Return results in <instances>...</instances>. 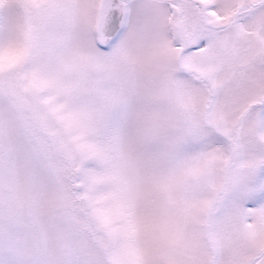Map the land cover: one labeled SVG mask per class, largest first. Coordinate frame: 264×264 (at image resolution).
<instances>
[{
    "label": "snow or ice",
    "instance_id": "6c2138e0",
    "mask_svg": "<svg viewBox=\"0 0 264 264\" xmlns=\"http://www.w3.org/2000/svg\"><path fill=\"white\" fill-rule=\"evenodd\" d=\"M0 264H264V0H0Z\"/></svg>",
    "mask_w": 264,
    "mask_h": 264
}]
</instances>
